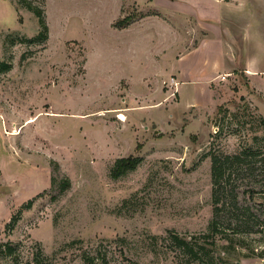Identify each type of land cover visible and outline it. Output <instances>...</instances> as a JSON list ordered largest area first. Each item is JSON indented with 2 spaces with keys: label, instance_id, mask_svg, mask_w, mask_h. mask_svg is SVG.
Listing matches in <instances>:
<instances>
[{
  "label": "rangeland",
  "instance_id": "374dc122",
  "mask_svg": "<svg viewBox=\"0 0 264 264\" xmlns=\"http://www.w3.org/2000/svg\"><path fill=\"white\" fill-rule=\"evenodd\" d=\"M21 1H0V264H86L84 253L89 264H264V233L243 231L264 223V164L248 158L222 181L238 210L208 228L209 155L264 151V77L237 70L220 98L190 109L183 86L178 104L149 82L174 77V57L205 38L196 18H208V46L236 22L237 60L264 67V0H26L48 27L38 43ZM128 157L140 163L113 178ZM170 232L194 239L195 257Z\"/></svg>",
  "mask_w": 264,
  "mask_h": 264
},
{
  "label": "crops",
  "instance_id": "0c3cea01",
  "mask_svg": "<svg viewBox=\"0 0 264 264\" xmlns=\"http://www.w3.org/2000/svg\"><path fill=\"white\" fill-rule=\"evenodd\" d=\"M221 1L223 0H215L216 3H220ZM232 1L233 0H230L229 2ZM185 18L188 17L185 16L184 19ZM194 20L201 32L205 33V38L201 39L198 44L190 48L187 47L186 42L183 53H180L173 59L174 72L170 65V70L172 71L171 74H174V77L172 78L178 83L176 89L178 104L180 102L179 93L181 86H183V92L186 94V109H190L201 106L202 104H207L211 98L213 99V96L217 99L220 98V94H222L221 92H224L225 90V81H227L228 78L233 77L237 70L239 73H243V75L250 81L262 78L261 76L264 77V67H256V65L253 64L252 59L246 58L244 60H237L233 44L238 45L240 43L241 45L242 37L238 40L237 33L236 37L234 36V33L236 32L235 29H237L235 27L236 22L233 23L230 19H225V21H223L225 27H223L222 30L225 31L228 37V42L221 40L218 41L220 43H214V45L208 46V33L206 26H211L210 24H206L209 22L208 18H196ZM184 26L186 28L185 23ZM235 38H237V40ZM228 56L229 59H227ZM237 61L238 64H236ZM162 76L161 73L152 76V79L150 78L149 82L152 81L154 87L156 86V88H159L161 82L164 84V82H168L170 79V76L168 79H165V77ZM222 76L226 77L221 80ZM144 79L141 81L142 84H144Z\"/></svg>",
  "mask_w": 264,
  "mask_h": 264
},
{
  "label": "trees",
  "instance_id": "16d2710c",
  "mask_svg": "<svg viewBox=\"0 0 264 264\" xmlns=\"http://www.w3.org/2000/svg\"><path fill=\"white\" fill-rule=\"evenodd\" d=\"M224 2H229L230 0H223ZM22 7L33 13V15L37 19L38 23V32L35 37L32 39H29V43H38V42H44L48 37V27L45 23L42 10L39 7L33 6L30 2L26 0L21 1ZM126 23L123 21H119L114 24L115 27L121 26L124 27ZM10 69V64L6 62H0V74L3 72H6ZM210 174H211V205H212V217L208 224L209 231L213 235H217L219 230L217 229V221L219 218V213L226 209H233L235 208L238 210L237 207V198L238 193L236 192L235 188L233 187H227L225 186L222 181H225L226 183L229 182L232 175L236 172H243L242 167H246L248 158H254L256 163L264 164V151L261 150H252L251 148L239 151L237 153H234L232 155H217V154H210ZM140 163V159L136 157H128V158H119L116 159L113 163L111 169H110V175L113 178H118L124 174H126L128 171H133L137 165ZM252 173V172H251ZM253 174V173H252ZM32 200L26 202L23 204L20 209L16 212V215L11 218V220L6 224V229L11 230L13 226L15 225L18 215H20L21 212L29 210L31 207ZM248 213V209H245ZM248 219L250 220L251 215L248 213ZM248 220V221H249ZM256 230H253L252 228L247 229L244 228L243 231L246 233H264V223L260 224L257 223ZM239 227V226H238ZM169 237L171 240V243L174 246H177L180 249H185L187 252L191 253L193 257H195L196 253L191 248L192 244L194 245V239L193 241L189 242L183 239L182 237H179L174 232L169 233ZM212 245V244H211ZM4 254L11 256L15 252V247L11 244H5L3 245ZM41 256V254L39 253ZM82 260L89 264L90 258L85 253L82 254ZM38 264V260L35 258V263ZM103 264V263H102Z\"/></svg>",
  "mask_w": 264,
  "mask_h": 264
},
{
  "label": "built area",
  "instance_id": "2783aa9c",
  "mask_svg": "<svg viewBox=\"0 0 264 264\" xmlns=\"http://www.w3.org/2000/svg\"><path fill=\"white\" fill-rule=\"evenodd\" d=\"M226 76H222L221 80H223ZM177 82L174 80V78H170L168 82H164V85L168 88L169 96H174L177 89ZM119 117V116H118ZM121 120V118H119Z\"/></svg>",
  "mask_w": 264,
  "mask_h": 264
},
{
  "label": "bare ground",
  "instance_id": "6f19581e",
  "mask_svg": "<svg viewBox=\"0 0 264 264\" xmlns=\"http://www.w3.org/2000/svg\"><path fill=\"white\" fill-rule=\"evenodd\" d=\"M119 117L121 118V120H124V116L120 115Z\"/></svg>",
  "mask_w": 264,
  "mask_h": 264
},
{
  "label": "water",
  "instance_id": "95a60500",
  "mask_svg": "<svg viewBox=\"0 0 264 264\" xmlns=\"http://www.w3.org/2000/svg\"><path fill=\"white\" fill-rule=\"evenodd\" d=\"M156 133V132H155Z\"/></svg>",
  "mask_w": 264,
  "mask_h": 264
}]
</instances>
